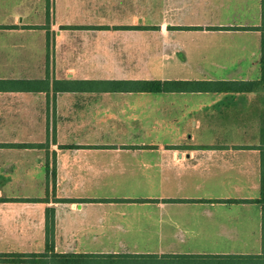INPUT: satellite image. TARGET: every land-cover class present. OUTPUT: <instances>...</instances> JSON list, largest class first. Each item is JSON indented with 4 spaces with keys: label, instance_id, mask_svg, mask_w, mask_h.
Returning <instances> with one entry per match:
<instances>
[{
    "label": "crops",
    "instance_id": "0c3cea01",
    "mask_svg": "<svg viewBox=\"0 0 264 264\" xmlns=\"http://www.w3.org/2000/svg\"><path fill=\"white\" fill-rule=\"evenodd\" d=\"M260 19V0H0V254L44 251L48 208L57 254L259 253L261 89L132 82L257 80L260 32L231 27Z\"/></svg>",
    "mask_w": 264,
    "mask_h": 264
},
{
    "label": "trees",
    "instance_id": "16d2710c",
    "mask_svg": "<svg viewBox=\"0 0 264 264\" xmlns=\"http://www.w3.org/2000/svg\"><path fill=\"white\" fill-rule=\"evenodd\" d=\"M260 24L254 27H231L233 29H256L260 32V77L250 81L215 82H169L159 80L134 81L141 89L160 90L165 88L192 87L219 90L238 88L240 90L261 89L264 86V0H260ZM193 84V85H192ZM181 85V86H179ZM264 120V119H263ZM260 186L256 199L261 205L260 252L246 254H57L53 253L52 209H46V245L40 253L0 254V259L32 264H264V124L259 128Z\"/></svg>",
    "mask_w": 264,
    "mask_h": 264
},
{
    "label": "rangeland",
    "instance_id": "374dc122",
    "mask_svg": "<svg viewBox=\"0 0 264 264\" xmlns=\"http://www.w3.org/2000/svg\"><path fill=\"white\" fill-rule=\"evenodd\" d=\"M254 41V40H253ZM258 100L260 102V105L257 107V120L261 122V124H264V86L261 88L260 94H258Z\"/></svg>",
    "mask_w": 264,
    "mask_h": 264
}]
</instances>
